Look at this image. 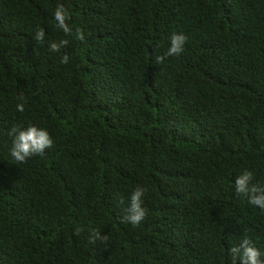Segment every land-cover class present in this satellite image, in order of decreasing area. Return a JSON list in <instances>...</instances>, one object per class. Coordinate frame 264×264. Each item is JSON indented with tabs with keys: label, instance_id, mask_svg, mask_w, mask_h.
Listing matches in <instances>:
<instances>
[{
	"label": "trees",
	"instance_id": "1",
	"mask_svg": "<svg viewBox=\"0 0 264 264\" xmlns=\"http://www.w3.org/2000/svg\"><path fill=\"white\" fill-rule=\"evenodd\" d=\"M29 126L53 146L17 163L9 131ZM244 171L264 185V0H0V264H232L245 236L264 259Z\"/></svg>",
	"mask_w": 264,
	"mask_h": 264
},
{
	"label": "clouds",
	"instance_id": "2",
	"mask_svg": "<svg viewBox=\"0 0 264 264\" xmlns=\"http://www.w3.org/2000/svg\"><path fill=\"white\" fill-rule=\"evenodd\" d=\"M70 13L65 10L63 4H59L54 12V20L58 29L62 30L66 35H70L73 31L68 21ZM78 39L83 40L84 34L80 29H76ZM37 42H43L45 39V32L41 28L37 30L33 36ZM187 37L184 34H173L170 37V47L163 56L156 57V63H162L166 57L178 56L184 50ZM68 40L63 39L59 42L50 41L49 51L53 53L61 52V49L68 45ZM69 57L63 55L61 58L62 64H67ZM18 112H24L25 106L23 103L16 105ZM12 137V146L10 154L17 163H24L29 158L35 155H43L45 150L53 146V139L46 129L38 128L36 126H29L26 129L13 127L9 131ZM235 193L238 196L247 199L248 203L264 210V185L253 183V173L244 171L235 179ZM145 193L143 187H137L130 196V203L126 209V215L120 218L122 223H128L132 226H139L146 217V209L142 206V196ZM97 239L106 241L107 236H101L98 231H93L90 240L94 243ZM232 257V264H264V259H261V251L255 247L252 240L245 236L240 243L232 246L229 249Z\"/></svg>",
	"mask_w": 264,
	"mask_h": 264
}]
</instances>
